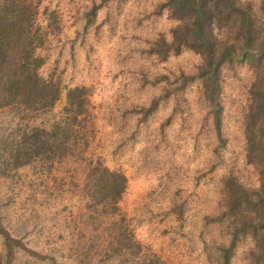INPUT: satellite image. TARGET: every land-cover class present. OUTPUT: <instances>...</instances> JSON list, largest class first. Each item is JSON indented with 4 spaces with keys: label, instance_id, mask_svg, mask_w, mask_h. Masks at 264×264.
Returning <instances> with one entry per match:
<instances>
[{
    "label": "rangeland",
    "instance_id": "obj_1",
    "mask_svg": "<svg viewBox=\"0 0 264 264\" xmlns=\"http://www.w3.org/2000/svg\"><path fill=\"white\" fill-rule=\"evenodd\" d=\"M34 1L39 73L62 91L52 110L60 108L65 88L84 85L87 145L83 155L50 167L1 162L18 127L46 113L18 120L0 108V222L55 259L33 263L19 249L13 264H127L108 245L120 231L139 241L148 258L220 264L216 245L227 242V229L206 216L219 212L224 177L257 184L243 149L252 69L241 62L221 68L219 139L211 105L189 77L199 55L184 48L161 58L150 50L158 37L169 39L175 24L164 0ZM241 1L250 2L264 35L261 0ZM95 158L126 177L115 213L87 199L92 180L85 174ZM250 244L240 237L228 264H246Z\"/></svg>",
    "mask_w": 264,
    "mask_h": 264
},
{
    "label": "trees",
    "instance_id": "obj_2",
    "mask_svg": "<svg viewBox=\"0 0 264 264\" xmlns=\"http://www.w3.org/2000/svg\"><path fill=\"white\" fill-rule=\"evenodd\" d=\"M161 5L175 24L169 29V39L158 37L150 50L161 58L184 48L199 55L196 72L189 77L198 79L204 98L211 105L219 139L217 95L221 68L241 62L252 69L249 102L242 122L243 149L245 161L256 171L257 184L247 186L228 174L222 183L219 212L206 219L224 223L227 229V242L216 245L220 264L229 263L240 237L251 241L246 264H264V35L260 34L256 13L249 1L241 0H164ZM260 8L264 9V0ZM37 13L34 0H0V108L12 110L18 120L46 113L44 118L18 127L16 138L1 161H8L13 167L29 163L50 167L73 154L83 155L87 145L83 124L89 110L87 88H65L60 108L52 110L62 91L53 79L39 73L43 57L36 52L42 42ZM90 162L93 164L85 174L92 180L87 199L115 213L126 177L98 158ZM0 244V264H13L19 249L33 263L55 260L52 255L27 246L1 222ZM108 245L127 264H167L156 254L148 258L130 233L120 231Z\"/></svg>",
    "mask_w": 264,
    "mask_h": 264
}]
</instances>
